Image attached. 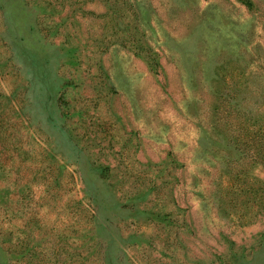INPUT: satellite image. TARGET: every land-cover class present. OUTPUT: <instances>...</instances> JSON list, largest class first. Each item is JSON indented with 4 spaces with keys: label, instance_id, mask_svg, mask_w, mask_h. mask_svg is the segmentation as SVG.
<instances>
[{
    "label": "rangeland",
    "instance_id": "1",
    "mask_svg": "<svg viewBox=\"0 0 264 264\" xmlns=\"http://www.w3.org/2000/svg\"><path fill=\"white\" fill-rule=\"evenodd\" d=\"M0 0V264H264V0Z\"/></svg>",
    "mask_w": 264,
    "mask_h": 264
},
{
    "label": "trees",
    "instance_id": "2",
    "mask_svg": "<svg viewBox=\"0 0 264 264\" xmlns=\"http://www.w3.org/2000/svg\"><path fill=\"white\" fill-rule=\"evenodd\" d=\"M242 2H243L248 8L251 7L250 0H242Z\"/></svg>",
    "mask_w": 264,
    "mask_h": 264
}]
</instances>
